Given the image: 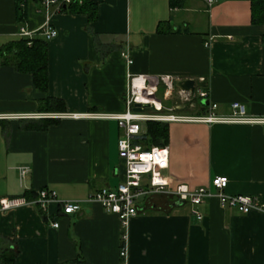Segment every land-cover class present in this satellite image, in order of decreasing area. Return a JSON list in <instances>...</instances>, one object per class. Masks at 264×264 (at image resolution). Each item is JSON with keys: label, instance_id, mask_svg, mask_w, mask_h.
<instances>
[{"label": "crops", "instance_id": "0c3cea01", "mask_svg": "<svg viewBox=\"0 0 264 264\" xmlns=\"http://www.w3.org/2000/svg\"><path fill=\"white\" fill-rule=\"evenodd\" d=\"M92 1V21L84 13L52 15L45 92L33 88L29 74L0 64V198L33 199L44 188L58 199L81 200L97 188H115L124 171L119 128L94 114L125 112L132 76L195 81L193 91L175 88L169 97L163 88L160 109L149 107L154 113L197 116L209 102L216 103L214 113L229 116L237 102L246 115L264 118V23L252 21L250 0H215L210 7L206 0ZM43 21L29 0L19 24L15 0H0V49L19 37L20 26L34 30ZM46 96L61 99L64 110L39 111ZM45 118L54 121L44 126ZM160 122L171 187L214 192L211 180L225 176V192L264 202V122ZM19 167L28 168L22 178ZM175 201L141 199L126 227L96 203L81 202L66 215L54 203L23 205L0 211V237L14 240L15 264H121L122 235L125 264H264V212L243 214L211 198L196 206L197 219L190 204Z\"/></svg>", "mask_w": 264, "mask_h": 264}, {"label": "built area", "instance_id": "2783aa9c", "mask_svg": "<svg viewBox=\"0 0 264 264\" xmlns=\"http://www.w3.org/2000/svg\"><path fill=\"white\" fill-rule=\"evenodd\" d=\"M73 0H38L37 11L44 15V21L34 30H26L20 26L18 35L22 38L31 39L33 34L41 35L43 40H48L55 36L56 30L51 25V17ZM215 0H206L208 7ZM128 63H131L128 53H120ZM175 78L162 75H137L130 78V86L126 93L124 102L125 112L121 114H94L104 118L116 120L119 128L117 137V155L124 165L122 179L115 188L100 187L94 190L86 198L81 200H62L56 197L52 190L39 189L33 199H25L22 196L2 197L0 198V211L11 208L35 204L39 208L46 207L49 203H54L60 208L62 214H70L79 210L81 202H90L98 204L105 212L114 214L119 224L126 227L129 220L138 213V202L141 199L152 195H166L175 200H182L192 206L191 213L197 219H202L201 213L196 206L211 199L216 198L223 207L234 208L240 213L247 214L252 211L264 212V202L253 196L243 194H229L225 192L228 178L225 176H216L211 180L210 187H199L189 190L185 185L179 184L171 187V178L163 174L168 166V150L166 147L151 146L143 147L135 142L140 137L141 123L147 121H165L168 119L175 120H196L199 122H231V123H261L264 118L246 115L244 106L234 102L231 104V114L229 116H220L214 113L216 103L207 104V112L197 116H172L162 115L159 113H146L143 111H133L134 102L149 103V107L160 109V102L156 97L158 86L164 88V96H172L175 88ZM142 96L143 98H138ZM199 97H205L206 92L198 90ZM185 100L189 98L184 97ZM158 102V103H156ZM158 104V105H157ZM63 115V114H60ZM28 172L27 167H19L18 174L22 178ZM53 228L57 227V221L50 223ZM125 235L121 236V245L118 255L121 264H125L126 245L124 243Z\"/></svg>", "mask_w": 264, "mask_h": 264}, {"label": "trees", "instance_id": "16d2710c", "mask_svg": "<svg viewBox=\"0 0 264 264\" xmlns=\"http://www.w3.org/2000/svg\"><path fill=\"white\" fill-rule=\"evenodd\" d=\"M29 0H15V21L22 24L26 21V5ZM37 4L38 0H30ZM252 21L264 23V0H250ZM95 2L92 0H73L60 10L67 13H84L89 21L95 18ZM264 41V35L262 36ZM0 64L9 65L19 73H27L31 77L33 88L39 92L46 90V44L39 36L26 39L17 37L0 49ZM39 111L62 112L63 101L59 98L46 96L38 102ZM54 121L43 119V125ZM167 139L166 124L160 121H147L145 132L135 142L149 148L151 145L164 147ZM122 243V242H121ZM17 254L13 239L0 237V264H15ZM78 263L83 264L81 260Z\"/></svg>", "mask_w": 264, "mask_h": 264}, {"label": "water", "instance_id": "95a60500", "mask_svg": "<svg viewBox=\"0 0 264 264\" xmlns=\"http://www.w3.org/2000/svg\"><path fill=\"white\" fill-rule=\"evenodd\" d=\"M175 86L183 91L191 92L194 89L195 81L190 78L176 80L174 82ZM149 107V103L134 102L132 106L133 111H143L144 108ZM183 204L182 200H177L174 202V206Z\"/></svg>", "mask_w": 264, "mask_h": 264}, {"label": "rangeland", "instance_id": "374dc122", "mask_svg": "<svg viewBox=\"0 0 264 264\" xmlns=\"http://www.w3.org/2000/svg\"><path fill=\"white\" fill-rule=\"evenodd\" d=\"M162 90H163V86L162 85H159L158 86V92L156 93V96L158 98H160V99H161V95H162ZM144 111L146 113H154V112H156V111L153 110V108H149V107L145 108ZM144 132H145V124L143 123L142 124V133L141 134H144Z\"/></svg>", "mask_w": 264, "mask_h": 264}, {"label": "bare ground", "instance_id": "6f19581e", "mask_svg": "<svg viewBox=\"0 0 264 264\" xmlns=\"http://www.w3.org/2000/svg\"><path fill=\"white\" fill-rule=\"evenodd\" d=\"M138 98L140 99V98H143L142 96H138ZM156 103H158V102H156ZM158 105V104H157Z\"/></svg>", "mask_w": 264, "mask_h": 264}]
</instances>
